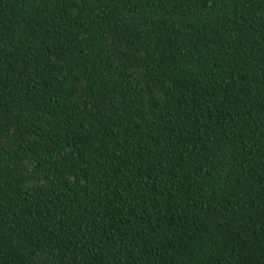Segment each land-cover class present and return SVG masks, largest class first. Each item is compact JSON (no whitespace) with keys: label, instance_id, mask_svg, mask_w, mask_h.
<instances>
[{"label":"trees","instance_id":"16d2710c","mask_svg":"<svg viewBox=\"0 0 264 264\" xmlns=\"http://www.w3.org/2000/svg\"><path fill=\"white\" fill-rule=\"evenodd\" d=\"M0 264H264V0H0Z\"/></svg>","mask_w":264,"mask_h":264}]
</instances>
